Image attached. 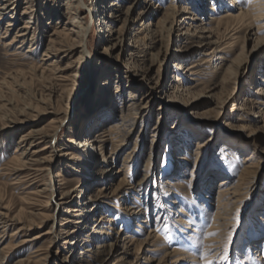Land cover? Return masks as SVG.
<instances>
[{
  "label": "rangeland",
  "instance_id": "374dc122",
  "mask_svg": "<svg viewBox=\"0 0 264 264\" xmlns=\"http://www.w3.org/2000/svg\"><path fill=\"white\" fill-rule=\"evenodd\" d=\"M27 1L10 0V6L16 5L13 26L7 28L9 18L0 15V194L9 217L19 219L0 228V264H80L86 253L91 264H204L205 253L212 264H264V112L245 117L237 110L264 78V21H225L228 29L211 36L218 42L215 54L202 39L184 35L190 23L192 32L214 27L208 25L210 18L254 11L253 0H123L121 12L134 20L124 42L138 47L123 54L101 41L95 16L69 9L73 0H30L32 28L19 54L8 56L16 45L7 49L3 43L25 25ZM185 6L193 15L182 13ZM76 15L92 25L87 59L80 49L62 47L63 56L45 61L49 40H56L55 26L63 27L69 45L77 43L72 34ZM182 17L187 24L177 29L174 21ZM158 18L165 24L148 27L157 33H148L146 40L144 24ZM189 65L194 68L186 72ZM172 77L190 94L174 93ZM95 97L110 99L114 112L93 132L118 122L122 112L132 131L111 135L103 155L90 162L71 141L87 130L79 120ZM175 99L180 100L176 106ZM32 127L57 132L55 150L35 157L29 142L19 143ZM16 150L25 152L21 157L27 163L47 158L50 173L28 165L17 172L12 163ZM101 169L107 172L100 177ZM50 176L57 189L52 196L67 199L70 191L81 190L72 192L59 212L50 200ZM225 178L233 190L223 201L219 223L216 198ZM92 180L101 183L88 188ZM97 186V205L86 214L79 205ZM99 231L105 234L94 233ZM86 246L91 252L83 250ZM171 252L183 261L174 263Z\"/></svg>",
  "mask_w": 264,
  "mask_h": 264
},
{
  "label": "bare ground",
  "instance_id": "6f19581e",
  "mask_svg": "<svg viewBox=\"0 0 264 264\" xmlns=\"http://www.w3.org/2000/svg\"><path fill=\"white\" fill-rule=\"evenodd\" d=\"M30 2H31L30 0L26 2L25 8L28 11H26V10L23 11V13H27L29 15L25 18V25L22 26V29L15 32L16 34L14 35V37L9 42L3 43V46L6 47L7 49L16 45L15 49L10 50V52H9V50H7L8 56H17V54H19L18 49H20L22 47L19 44L24 43V41L26 40L27 34L30 32L29 29L32 28L33 20H34L32 15L34 12L32 13L33 9L31 8ZM121 2H123V0L122 1L121 0H73V4L68 5V7H69V9L74 8L76 10V13H80L81 11L82 12L84 11L83 13L88 12V13H90L91 16H95L96 19H95L94 25L95 26L99 25V27H100L99 28L100 34L102 35L101 41L110 43V47L107 48L110 51H112V50L115 51L119 48V52L121 54H123L124 52H126L128 50L129 51H131L133 49L137 50L138 47L136 45L133 46L130 43L127 44L124 42V40H125L124 37L126 38V36H127V33L125 32V30H128L130 28V25H132V23H134V20H132L131 18H127L128 16L125 17L124 13L121 12V10L119 8L120 7L119 4ZM10 4H11L10 0H4V2L0 4V10H2V12H3V13L1 12L0 15L2 14L3 16H6L9 18L8 22H6L7 28L13 26V22L17 20L16 13H15V6L16 5L10 6ZM251 8L254 9V11H249V10L248 11H244V10L242 11L241 10L240 14L238 16H233V15L229 14L224 19H221L218 21H216L213 18H210V23H208V25L209 26L214 25L215 28L217 27L216 29L213 26L212 27L211 26L210 27H208V26H206V27H194L195 30L191 32V30L189 28H191L192 23H190L188 25L189 28L187 29V32H185L184 35L186 37H197L199 39H202V41H205L203 44V47L204 46L214 47L215 49H214L213 54H215V52L218 51V49H217V47H218L217 43L218 42L216 40H213L214 38L211 36L213 35V33L221 31V29H224V32H225V30L228 29L227 26H225L226 25L225 21H228L229 19L235 20L238 18L241 20L244 17L245 18L250 17V18L257 20V21H264V0H253V2L251 3ZM29 9H31V10L29 11ZM148 13L150 14L151 12L149 11ZM182 13L186 14V15H193L191 9L188 8L187 6L183 7ZM83 19L84 18L80 17L79 15L78 16L76 15L72 18V26L74 25V31L72 34H74L76 37H78V41L74 46L69 45V43H67L70 39L69 36L64 34V33H61V29H63V27L58 26V25L54 27V25H53L54 28L52 29L53 30L52 34H55L54 38L56 40H54V41L52 39L49 40L50 44L48 45L47 49L45 48V51H46V53L44 54V57L46 58L45 61L50 62L53 59H58L61 55L63 56L64 55V53H63L64 49L62 50V47H67V49H66L67 52H72L75 49H80L81 54L84 55L83 58L87 59L86 56L88 57V54L86 52L87 51L86 43L88 40L89 33H91L92 25H91V23H86V20H83ZM193 20H197V17H195ZM156 21L157 22H155V24L150 23V22H148L147 24H144L145 33H147V34H145L146 40L148 37L147 35H149L148 33H157L156 29L150 30V28L148 29V27L151 26L154 28H159V26H160V29H161V26H163L166 22L165 19H161V18L160 19L158 18ZM187 21H188L187 18L182 17L180 20L174 21V26L178 27L177 29H180L184 25L187 24ZM117 23H121L122 25L119 28H116V30H114L115 28L111 27V25H116ZM109 26H110V28H109ZM260 26H262V25H260ZM107 28H109L110 31L106 30ZM6 33H7V31L3 32L4 35H6ZM197 33L201 34V37H198ZM138 34H141V32L138 31ZM205 34H209V35L206 36ZM32 39H34V37ZM136 40H137L136 43H139L138 37H136ZM58 45H60L61 49L58 48ZM180 52H185V51L180 50ZM57 53H59L61 55H57ZM46 63H44V65H46ZM193 68H194V66L189 65L188 69L187 70L184 69V70H186V72H189ZM61 70H63V69L60 68L57 71H59V73H60V72H62ZM172 78H173V81H175V83H176V85H172L170 87V88H172V91L174 93H177L179 95H182V93L190 94V90L185 91V88L181 87V85H179L180 83L178 81H176L177 79H175V77H172ZM259 80H260V82H257L255 85L256 92L253 93L254 95L244 96L241 103H240V106L237 109L238 113L245 116V117L249 116V115L250 116L257 115V113L263 114V112H264V109H263L264 108V83H263L264 78L259 79ZM261 81H262V83H261ZM257 96H260V97L257 98ZM201 98L209 99L211 97L210 96L206 97L203 94V95H201ZM110 101H111L110 99H101V98L96 99V97L94 100L90 101L89 111H87V113L84 116H82V118L79 120V124L80 123H81V125L85 124L87 130H85V132L83 133V135L81 136L80 139L71 141L74 149L80 150V151L82 150V152H84L83 157L88 159V161H90V162H97V160H99V155L100 156L103 155V150L105 149L104 146L110 142L109 137L111 135H113V134H117V135L120 134L121 135V132H125V130H126L125 133L129 134L128 133L129 129L127 130V126H128L127 117L128 116L123 112L120 114V116L118 118V122L109 123L108 125H106V127H103L104 129H100L97 132H93V130L98 125L106 123V122H108V120H110L112 118L113 112H114V107H113V103ZM174 101H175L174 104L172 102H169V103L176 106L177 103L180 102L179 99L178 100L175 99ZM191 104L188 105L189 108H192ZM131 131L132 130L130 129L129 132H131ZM22 136L23 137L19 143L23 144L25 142H29L30 143L29 146L32 147L30 149L31 154L35 157L37 154H41L42 152H45L49 149L53 151L56 148L57 132L54 134V133H49L47 131V129L44 130V129H40L37 127H32L26 133H24ZM22 146L23 145H21L20 147L22 148ZM17 152H18V150H16V153ZM19 154H20V156H19ZM21 156H25V152L24 153H21V152L17 153V157L12 159L13 165L14 166L17 165V167H18V169H16L17 172L21 171V170H25L26 165H28L30 167H35L34 170L37 172H42V173H46V174L50 173L52 168L50 169L49 162H48L47 158H42V159H36L35 158V159H32L31 163H27V162L23 161V157H21ZM97 157H98V159H97ZM197 159H198V157H197ZM196 162H197V160H196ZM105 163H106V159H102V161H100V164H105ZM106 172L107 171H104L102 169L98 170L97 176L101 177L104 174H106ZM57 177L61 178L62 176L58 175ZM100 177H98V178H100ZM47 181H48V183H47L48 191L50 192V200L54 201V203H55L54 205H56L55 211L57 210L56 212H59V210L61 209V206H63L65 204V200H68L70 198L68 196H70L72 194V192H81V190L70 191V193L66 194L67 199H65L66 197L64 195L61 197H59V196L56 197V195L52 196V194L57 192V189H55L53 186L55 184V180L53 179V177L50 176V179ZM98 183H101V182L92 180V181H90L88 188H91V186H94V184H98ZM219 186H220L219 191H218L219 194L216 198L215 219L220 223L223 219V217L221 216V213H222V211L226 205V203L223 201H225L226 197H228L229 195L232 194L233 188L230 187V184H229L227 178L220 180ZM95 189H96V192L88 194L85 201L83 203H80V205H79V206H81L80 208H84V212L86 211V214L88 212L92 213V210H94L95 206L97 205V204L95 205L94 203L98 202L97 201V197H98L97 193L98 192L100 193L101 190H100L99 186L95 187ZM0 199H1V201H0V228H5L7 226L8 221L12 222L10 226H12L14 223H19L18 218L14 217V216L9 217L10 214H7L8 210L4 207V204L2 202L3 198H2L1 194H0ZM85 209H87V210H85ZM127 209L129 210V208H127ZM1 210H6V212L3 213ZM79 211H81V210L79 209ZM85 218H87V216H85ZM104 218L105 217H102L101 220H103ZM216 224H218V223H216ZM23 229H25V228L20 227L19 231H22ZM88 230H91V232L95 231L92 228L91 229L86 228L85 232H87ZM94 233L98 236H102L105 234L103 231L94 232ZM155 240H157V239H155ZM26 241H28V240H26ZM91 242H92L91 240H90V242L87 241V243H91ZM207 242L213 243V242H215V240L214 239L207 240ZM153 243L155 244L156 247H160L159 246L160 243L158 241L153 242ZM210 248H212L214 250L218 249V247H216V246H213ZM3 249L7 250L9 248L4 247ZM11 249H13V248H11ZM207 249L208 248H206V250ZM1 250H0V252H1ZM83 250L85 252H91V251H89V249H87V246ZM171 253L175 254V256L177 257V258L174 257V258H176L174 263H177L179 261H183L180 259L181 255H179L176 252H171ZM171 253H168V254H171ZM86 254H84L83 258L81 259L82 261L80 264H91V257L89 255H86ZM126 254L130 255V253L128 251L126 252ZM172 254H171V256H172ZM167 255H165V256H167ZM164 258H166V257H164ZM83 261H84V263H83ZM163 264H166V262L164 261Z\"/></svg>",
  "mask_w": 264,
  "mask_h": 264
},
{
  "label": "snow or ice",
  "instance_id": "6c2138e0",
  "mask_svg": "<svg viewBox=\"0 0 264 264\" xmlns=\"http://www.w3.org/2000/svg\"><path fill=\"white\" fill-rule=\"evenodd\" d=\"M249 3H251V0H248ZM217 233H208V235H216ZM202 244V239L200 237L197 238L196 242H195V247L197 248V250H199L200 245ZM207 253H205L202 257V259L204 260V264H212V262H210L207 259ZM224 259L226 260L227 257L225 256Z\"/></svg>",
  "mask_w": 264,
  "mask_h": 264
}]
</instances>
